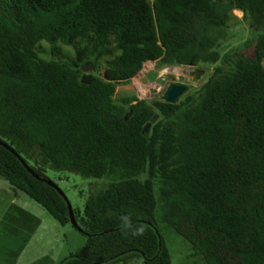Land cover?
<instances>
[{"label":"trees","instance_id":"16d2710c","mask_svg":"<svg viewBox=\"0 0 264 264\" xmlns=\"http://www.w3.org/2000/svg\"><path fill=\"white\" fill-rule=\"evenodd\" d=\"M235 10L259 32L251 56L216 49ZM263 59L264 0H0V178L61 225L47 170L115 178L71 207L86 241L58 264H171L159 223L200 264H264ZM153 61L214 68L174 104H116Z\"/></svg>","mask_w":264,"mask_h":264},{"label":"rangeland","instance_id":"374dc122","mask_svg":"<svg viewBox=\"0 0 264 264\" xmlns=\"http://www.w3.org/2000/svg\"><path fill=\"white\" fill-rule=\"evenodd\" d=\"M234 18L230 20L227 27L223 28L222 37L218 42L217 51L221 54L236 47H241L243 53L251 56L253 53V41L259 32L253 29L248 18H244L240 11L233 12ZM40 46L48 51L49 44L40 42ZM74 54L70 46H62V57L69 59ZM46 58L50 56L43 54ZM264 67V59L262 60ZM214 65L200 64L194 66L158 67L155 62H147L127 84L117 86L115 94L116 104H122L123 99L135 96L137 99L151 100L160 99L164 90L171 82H179L188 86L187 93H192L212 74ZM105 76L106 71L100 64L99 72ZM47 176L52 180L66 196L70 206L80 216H83V209L87 198L106 189L115 179L113 176H106L101 179L82 177L80 174L70 171L47 170ZM0 185H10L0 178ZM18 201L24 204L41 219V225L29 245L24 249L20 262L22 264L35 262L44 257L52 259L51 264H58L63 258L82 249L86 236L72 224H59L41 205L30 199L26 194L18 192ZM158 218V212H156ZM158 230L165 242V246L171 257V264H200V256L193 254L186 241H184L173 230L158 224Z\"/></svg>","mask_w":264,"mask_h":264},{"label":"crops","instance_id":"0c3cea01","mask_svg":"<svg viewBox=\"0 0 264 264\" xmlns=\"http://www.w3.org/2000/svg\"><path fill=\"white\" fill-rule=\"evenodd\" d=\"M24 204L8 186L0 185V264H22L20 257L41 225V219ZM51 263L50 257H44L26 264Z\"/></svg>","mask_w":264,"mask_h":264},{"label":"water","instance_id":"95a60500","mask_svg":"<svg viewBox=\"0 0 264 264\" xmlns=\"http://www.w3.org/2000/svg\"><path fill=\"white\" fill-rule=\"evenodd\" d=\"M189 66H194V65L189 64ZM81 71L84 73L94 72L95 66L92 64V62L87 61L81 66ZM187 89H188V86L185 84H182L179 82H171L170 84H168V86L164 90V93L162 94L160 99L166 103L174 104L178 101L180 96H182L187 91ZM156 119H157V114H154L152 118L150 119V121L143 127L142 129L143 134L145 135L148 134L151 124H153L156 121ZM50 184L52 186H55L53 183H50ZM59 192L62 194L60 190ZM67 206H68L70 224H72L74 227H77V223L73 218L71 206L69 203H67Z\"/></svg>","mask_w":264,"mask_h":264}]
</instances>
